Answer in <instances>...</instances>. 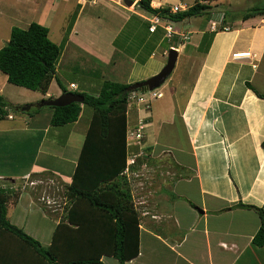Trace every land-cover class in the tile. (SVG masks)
Wrapping results in <instances>:
<instances>
[{"label":"crops","instance_id":"1","mask_svg":"<svg viewBox=\"0 0 264 264\" xmlns=\"http://www.w3.org/2000/svg\"><path fill=\"white\" fill-rule=\"evenodd\" d=\"M196 2L209 4L212 9L208 15L179 21L189 19L188 23L197 24L198 41L193 44L192 52L188 53L189 45L185 42L190 39L192 31L185 26L175 27L173 23L177 21L168 20L176 30L171 42L177 43L178 40L175 47L179 49V56L185 52L186 63L193 61L190 69L193 81L174 84L172 80L170 84L173 93L179 95L178 98L184 97V104L175 100L166 110L174 117L177 115L184 126L187 146L179 147L176 155L167 148L160 149L152 114L147 115L149 132L146 131L144 138L147 152L137 155L132 164L134 167L126 171L131 187V176L139 172L136 163L143 161V166L149 168V161L160 162L164 166L165 155H168L172 161L167 166L172 165L160 170L158 166L152 165L156 176L159 171L162 178L161 181L154 179L153 174L147 185L148 190L145 189L142 195L143 203L149 200L154 205L144 206V210H148L141 214L140 253L126 264L264 262V245L253 243L261 218L254 207L247 206L264 208V98L254 90L264 93V15L247 19L242 17L247 8L264 4V0H237V4L246 5L241 7L231 0H152L151 5L156 8L169 7L171 11L176 4H182L185 7L182 10H186ZM65 4L68 5L69 1ZM132 5H127L124 0H72L71 7L78 8L74 10L77 14L67 25L65 36L67 34L68 40L64 36L61 42H65L71 56H77L78 53L83 55L82 49L83 52L92 49L100 53L98 44L101 45V38L107 36L97 33L102 29L108 30L112 34L109 37L111 46L123 54L131 66L127 83L140 81L143 79L141 68L148 64L152 58L151 51L162 43L165 34L156 36L158 29L150 31L153 17L138 9L137 0ZM226 7L233 10L229 19L226 18ZM58 12L52 15V11L41 20L49 26ZM69 12L68 9L67 12L64 10L58 22L67 17ZM1 21L11 33L14 25L11 26L6 19ZM222 25L223 29H220ZM179 34L188 37L183 38ZM157 37L160 39L154 43L152 40ZM142 44L149 47L146 53H151L146 57L139 55L145 48ZM247 51L251 56L234 57V53ZM61 62L57 66L58 78L68 90H71L70 83L79 86L76 80L64 77ZM135 76L136 79L133 78ZM54 80L48 92L43 94L22 86L14 87L8 81V76L0 70V95L3 99L15 106L31 105L28 110L15 108L20 114H14L11 108L6 107L7 114L0 117V179L20 180L51 172L67 182V185L72 181L90 120L81 142L74 144L73 135L63 134L60 130L78 124L83 112L76 122L58 128L51 126V115L47 122L38 119L42 114V106L38 104L46 96L54 98L63 93L58 80L60 92H54L57 89L52 91ZM28 92L41 94V97L32 100L26 97ZM20 96H24V99L21 100ZM129 124L132 123L128 116ZM57 137L63 138L65 142L61 157L53 155L52 151V141L58 140ZM47 140L52 141L47 144ZM136 153L132 154L133 157ZM69 171L71 178L67 181L64 177ZM20 194L15 210L8 209L10 220L39 239L43 245H50L52 237L50 242H44L38 235L45 237L44 224L40 226V220L47 219L49 223L51 219L42 209L34 210L35 206L30 209L35 203L33 192L28 193V199L23 202V192ZM21 207L23 209H18ZM35 213H38V218H32ZM57 224L58 221L51 225L56 227ZM104 257L102 259L105 261Z\"/></svg>","mask_w":264,"mask_h":264},{"label":"trees","instance_id":"2","mask_svg":"<svg viewBox=\"0 0 264 264\" xmlns=\"http://www.w3.org/2000/svg\"><path fill=\"white\" fill-rule=\"evenodd\" d=\"M151 2L137 0V7L165 23L208 15L212 9L209 4L196 2L186 10L173 12L169 7H153ZM257 15H264V4L247 8L242 17ZM219 28L223 29V25ZM49 31L48 26L37 21L27 28L12 27L8 42L0 48V70L10 83L46 94L57 78L63 92L69 91L57 76L62 46L50 38ZM99 82L100 89L95 93L76 91L84 95L82 103L48 106L52 108L50 124L54 127L72 124L84 107L92 108L77 166L65 189L67 203L50 245H43L10 220L13 189L0 185V264H107L104 256L126 264L139 255L141 213L126 172L134 167L128 165L127 113L135 82ZM254 90L264 98V93ZM6 107L20 110L23 106H15L0 95V117L7 114ZM247 206L254 207L260 215L261 225L253 243L263 246L264 208Z\"/></svg>","mask_w":264,"mask_h":264},{"label":"rangeland","instance_id":"3","mask_svg":"<svg viewBox=\"0 0 264 264\" xmlns=\"http://www.w3.org/2000/svg\"><path fill=\"white\" fill-rule=\"evenodd\" d=\"M67 0H0V47L7 43L9 37H10V30L7 31L6 27H3L1 19H6L7 23L10 22L11 26H20L22 28H27L29 26V23L32 21H37L43 23L41 20L46 15L49 16L50 13L53 11L52 15H54L55 11H59L56 13V16L53 18L52 22L48 26L50 29L49 36L50 38L55 41L56 43L60 44L62 46V56L59 61L62 60V66H61V72L63 73L64 77L71 80H76L79 84V89L77 90H69V91H81L85 90L89 93H95L100 89V82L101 80L105 79H111V80H119L123 82H127L129 80L128 73L131 70V66L128 65V60L125 58L123 54H121L119 51H117L113 46H111V43L109 41V37H112V34L108 32V30L102 29L99 33L100 35H105L107 37H102L101 45L100 43L98 46H100V53L92 51V49H89L87 52H83V55H80L78 53L77 56H71L70 53L67 50V46L64 43L61 42L62 37L65 36L67 25L72 22L73 18H75L78 10V8H72L71 2L72 0H68L69 4L66 5L65 2ZM234 2V4H237V0H231ZM133 6V5H132ZM183 6V5H182ZM237 6H246L244 3H238ZM183 8H185L183 6ZM69 12V9L71 12L67 14V17H64L63 20L59 21V18L62 16L63 11L65 10ZM229 8H224V10L227 13V19H229V14H233V10H228ZM75 10V11H74ZM105 12V11H104ZM119 18V17H118ZM203 18L202 20H204ZM187 19L185 22H176L173 23L175 27H186L187 30H191L192 33H190V39L186 40V44L189 45L187 51L188 53L192 52L194 50V43L198 41V36L196 34L197 30V24L195 22L188 23ZM44 24V23H43ZM65 26H62V25ZM165 24L164 21H161L158 25V32L156 36H162L163 34L165 39L162 40V43L159 44L155 49H153L152 52V58L149 60L147 65H144L141 68L140 74H142V78L140 81H143L152 75L159 72L163 66L166 64L168 59V53L171 49V44L178 45V40L172 41L174 37L170 40L169 37L166 36V31L162 28V26ZM172 24V25H173ZM62 26L60 29L59 27ZM113 27V26H112ZM174 27V28H175ZM155 37V36H154ZM66 41L68 40V36L66 34L65 36ZM160 38H155L154 43H157V41ZM182 40V38H181ZM180 40V41H181ZM142 42V41H140ZM144 42V41H143ZM109 43V44H108ZM80 46V45H79ZM82 48V46H80ZM145 47L143 51L139 53L140 56L146 57L147 55L151 54L150 51L146 53L147 49H149L148 46ZM71 49L72 46H69ZM76 46L73 47L75 49ZM151 49V47H150ZM185 52L179 56V59L177 61L176 67L170 77L165 81L164 84H162L157 89L163 92V97L161 98H152L151 99V108L149 111L144 104L136 105L131 104L128 105V116L130 117V122L132 124H129L130 127H133L139 120L140 117H144L148 115L149 113L152 114V118L154 120V130L156 134L158 135V141L160 143L159 148L160 149H166L170 152H173V154L179 153L178 148L182 147V145L187 146L186 143V133L184 126L179 121L178 116L169 114L166 111L168 109V105L175 100H180L184 104V97H179L178 94L173 93V87H170L171 81L173 80L174 84H177L179 82L185 83H191L193 81L192 78V71L190 69L193 66V61L186 63L185 61ZM128 62V63H127ZM75 67V68H74ZM182 71V73H181ZM63 77V80L65 79ZM136 79V76L133 77ZM65 82V81H64ZM67 85V83H66ZM12 86V84H11ZM14 87H16L14 85ZM57 89V90H55ZM59 86L57 84V80L53 82L52 85V91L54 92H60L58 91ZM146 95V97H150L149 90H146L144 92L139 91ZM19 93H17L15 96L17 97ZM45 96V95H44ZM27 98H32V100H37V98L41 97V94H33L31 92H28L26 95ZM21 100L24 99V96H20ZM182 98V99H181ZM46 99L48 97L46 96ZM41 101V99H40ZM39 101V102H40ZM28 106V105H27ZM11 111L14 114H20V111H17L15 108H11ZM91 111L92 108L90 107H84L83 109V116L80 118L79 123L75 125H70L68 127H63V130H60L61 133H69L73 135L72 142L74 144H78V142H81L83 136H84V130H86L88 126V121L91 120ZM141 112H145V114H142ZM52 113V108L48 106L42 107V114L39 115L38 119L41 122H47L48 118H50V115ZM177 113V110H175L174 114ZM149 123L146 122V129L145 131L149 132L148 130ZM58 128V127H57ZM73 128V131H72ZM66 135V134H65ZM58 140L52 141L47 140L45 143H49L50 141L53 142V155L61 157L64 149H65V142L63 138L57 137ZM69 139H72L69 137ZM146 139V137H145ZM144 139V140H145ZM44 143V144H45ZM141 144H133L130 147H128V156L133 157L132 154L136 153L135 157L137 155H142L143 152H147L146 143L145 141L142 142V147H140ZM75 157V156H74ZM52 158V157H51ZM163 158V157H162ZM166 162H164V166H162L163 163H152L151 161V167L149 168L143 166V161L136 163L138 165L137 174L131 176V183L132 188L134 190V200L136 203V207L140 210V213L144 212V206H150L154 205L152 201H149L145 198L142 199V195H144L145 191L148 190L147 185L149 183L153 174H155L154 179L158 178L159 181L162 178L161 172H153L152 165L158 166L157 169H167L170 165L167 163H171V158L168 155H165ZM139 160V161H140ZM77 162V161H76ZM134 163H129L128 159V165H132ZM149 165V163H148ZM170 168V167H169ZM128 169V168H127ZM153 172V173H152ZM67 181L69 178H71V171L64 177ZM153 179V180H154ZM145 181V182H141ZM0 185L5 187H10L13 189V194H11L10 200H9V209L11 211H14L17 202L19 194L23 192V195L21 197V202L26 201L28 198V193L33 192L34 194V201L35 203L32 204L30 209L35 206L34 210L37 208V210L42 209V212L46 214L51 219V222L48 223L49 220L42 219L39 225H42L43 231H45V237H41V235H38L40 239L44 242H50L53 230L55 228L54 224L55 222L59 221L62 217L64 206L67 203V198L65 194V189L67 182L59 178L56 174H53L51 172H43L39 174H34L31 177L27 179H20L16 181H12L9 179H0ZM182 185V183L180 184ZM146 189V190H145ZM170 189V188H169ZM173 190V189H170ZM176 190V189H175ZM21 195V194H20ZM142 201V202H141ZM20 202V201H19ZM143 203V204H142ZM20 206V204H19ZM23 209V207L18 208ZM148 210V209H147ZM43 214V215H44ZM24 216H26V212L24 213ZM28 221L30 220L27 216ZM32 218H38V213H35ZM261 225V224H260ZM53 226V227H52ZM53 228V229H52ZM36 238V237H35ZM105 263L107 264H116L117 260L111 256L104 257ZM173 262V259H172ZM181 264V263H179ZM259 264H264L263 261H260Z\"/></svg>","mask_w":264,"mask_h":264},{"label":"built area","instance_id":"4","mask_svg":"<svg viewBox=\"0 0 264 264\" xmlns=\"http://www.w3.org/2000/svg\"><path fill=\"white\" fill-rule=\"evenodd\" d=\"M182 9H184L182 4H176L171 8L173 12L182 11ZM161 21H163V19H161L159 16H153V19L151 20L150 31H155ZM162 27L165 29L166 36L169 37L170 40L176 35V30L173 27V25H171L170 23H165ZM179 35H181V37L183 36V38L188 37L186 34H179ZM247 56H251V53L249 51L234 53V57H247ZM70 88L76 90L78 89V85L74 82L70 83ZM149 93H150V97H146L145 94L137 90L131 91L128 98L129 100L128 105L130 106L131 104H136V105L144 104L145 107L148 109L151 108L150 102L152 98H161L163 96V92L158 90L157 88L153 90H149ZM149 110L150 109L146 111ZM146 122H147V115L144 117H140L139 115L138 122L133 127H130V125L128 126V131H127L128 147H130L133 144H138V145L141 144L140 147H142V142L146 136V131H145ZM134 159H135L134 157H130L129 163H134L135 162Z\"/></svg>","mask_w":264,"mask_h":264},{"label":"water","instance_id":"5","mask_svg":"<svg viewBox=\"0 0 264 264\" xmlns=\"http://www.w3.org/2000/svg\"><path fill=\"white\" fill-rule=\"evenodd\" d=\"M127 5H132L134 0H124ZM179 56V49L171 47L168 53V59L166 64L163 68L156 74L152 75L151 77L143 80L135 82L132 87L131 91L133 90H153L160 87L165 81L170 77L172 72L174 71L177 60ZM84 101V95L80 93H76L73 91L63 92L60 96L54 98L43 99L38 105L39 106H65L74 102L82 103ZM31 105L25 106L22 109L28 110L30 109ZM15 181V179H11Z\"/></svg>","mask_w":264,"mask_h":264},{"label":"clouds","instance_id":"6","mask_svg":"<svg viewBox=\"0 0 264 264\" xmlns=\"http://www.w3.org/2000/svg\"><path fill=\"white\" fill-rule=\"evenodd\" d=\"M134 1H136V0H134ZM171 47H174V48H176V49H178V47H175V45L173 44ZM73 90V89H72ZM77 90V89H76ZM140 91H142V90H140ZM27 106V105H26ZM10 117H12V115H10ZM16 181V180H15Z\"/></svg>","mask_w":264,"mask_h":264}]
</instances>
